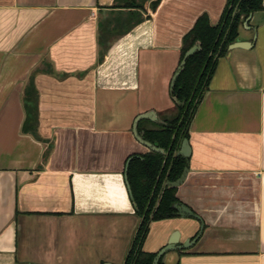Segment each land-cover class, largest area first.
<instances>
[{
  "label": "crops",
  "instance_id": "0c3cea01",
  "mask_svg": "<svg viewBox=\"0 0 264 264\" xmlns=\"http://www.w3.org/2000/svg\"><path fill=\"white\" fill-rule=\"evenodd\" d=\"M262 6L242 21V44L217 59L177 144L175 153L187 139L189 156L176 197L200 220L150 222L142 249L158 252L174 234L180 245L203 229L189 247L164 253L163 264H264ZM227 7L0 0V264L127 260L143 219L128 163L149 151L134 120L154 111L156 122L141 123L148 127L171 116L184 35L203 14L220 24Z\"/></svg>",
  "mask_w": 264,
  "mask_h": 264
},
{
  "label": "trees",
  "instance_id": "16d2710c",
  "mask_svg": "<svg viewBox=\"0 0 264 264\" xmlns=\"http://www.w3.org/2000/svg\"><path fill=\"white\" fill-rule=\"evenodd\" d=\"M262 1L228 0L230 7L224 11L220 24L212 26L208 17L203 14L184 35L180 60L196 42H199L200 49L188 57L176 79L172 91L178 102L175 105V113L161 123H150L148 127L141 126L146 120H141L138 124V129L143 131L142 137L168 151V155L164 165L165 155L155 151H148L140 157H132L128 163L127 179L135 203V214L143 219L125 264H152L157 252H146L142 249L149 223L178 217L177 210L173 206L180 203L176 197L177 188L162 187L165 180H177L187 166L186 158L174 154L177 144L188 136V123L203 92L208 87L217 59L224 56L228 46L236 41L242 21L251 13L263 9ZM156 4L157 2L153 3V9ZM138 6L140 5L132 3L129 7ZM235 7L237 12L232 17ZM29 96L30 98L25 101L28 112L26 124L33 118L32 110H34L31 108L33 105L31 95ZM163 257L164 254L157 264H163Z\"/></svg>",
  "mask_w": 264,
  "mask_h": 264
},
{
  "label": "water",
  "instance_id": "95a60500",
  "mask_svg": "<svg viewBox=\"0 0 264 264\" xmlns=\"http://www.w3.org/2000/svg\"><path fill=\"white\" fill-rule=\"evenodd\" d=\"M236 12V11H235ZM242 43H239V42H235L233 44H231L229 46V49L231 48H234V47H238L240 46ZM200 49V45H199V42H196L192 47H190L184 54L176 72L174 73L173 75V78H172V81H171V87L174 86V83H175V80L177 78V76L180 74V72L183 70L184 66H185V63H186V60L188 59L189 56H191L194 52L198 51ZM143 119H148L150 121H155L156 122V113L154 111H147L145 113H142V114H139L135 120H134V124H133V133L136 137V139L142 144L144 145L146 148H148L149 151H155V152H158V153H161V154H164L165 155V159H164V162H163V165L165 163V160H166V157L168 155V151H164L162 148H159L157 147L156 145L146 141L143 137H142V134L138 133L137 131V123L140 121V120H143ZM161 123V122H159ZM174 138V136H173ZM175 155H179V156H182L184 158H188L189 156V147H188V141L187 139H183L182 142H181V146H180V149L178 152L174 153ZM188 173V165L183 169L182 171V174L180 175V177L175 180V181H167L165 183L166 186L168 187H178L179 185H181L183 183V181L185 180V177ZM174 208L177 210V213L178 215H180L181 217H193V218H196L198 220H200L199 216L194 213L188 206L182 204V203H176L173 205ZM142 223V220L140 222V225ZM140 225L137 229L136 232H138L139 228H140ZM202 229H203V225L201 224L200 225V229L199 231L197 232L196 236L192 239V240H187L185 241L183 244H180L178 245L177 244V240H176V234H174L169 240L168 242L166 243V245H164L155 255V257L153 258V261H152V264H157L158 263V260L160 259V257L166 253L167 251H170V250H174V249H185L187 247L190 246V244H192L198 237L199 235L201 234L202 232ZM131 249V247H130ZM126 263V260L123 264Z\"/></svg>",
  "mask_w": 264,
  "mask_h": 264
},
{
  "label": "rangeland",
  "instance_id": "374dc122",
  "mask_svg": "<svg viewBox=\"0 0 264 264\" xmlns=\"http://www.w3.org/2000/svg\"><path fill=\"white\" fill-rule=\"evenodd\" d=\"M175 113V109H173L172 111H171V115H173Z\"/></svg>",
  "mask_w": 264,
  "mask_h": 264
}]
</instances>
